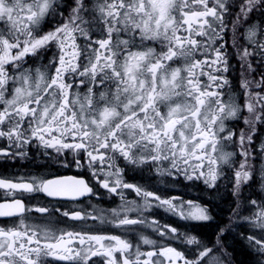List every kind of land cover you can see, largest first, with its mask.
I'll use <instances>...</instances> for the list:
<instances>
[{
	"label": "snow or ice",
	"instance_id": "1",
	"mask_svg": "<svg viewBox=\"0 0 264 264\" xmlns=\"http://www.w3.org/2000/svg\"><path fill=\"white\" fill-rule=\"evenodd\" d=\"M0 264H264V0H0Z\"/></svg>",
	"mask_w": 264,
	"mask_h": 264
}]
</instances>
